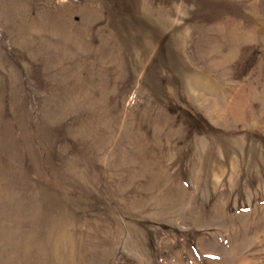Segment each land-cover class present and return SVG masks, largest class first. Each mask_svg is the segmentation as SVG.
<instances>
[{"label": "rangeland", "instance_id": "obj_1", "mask_svg": "<svg viewBox=\"0 0 264 264\" xmlns=\"http://www.w3.org/2000/svg\"><path fill=\"white\" fill-rule=\"evenodd\" d=\"M0 264H264V0H0Z\"/></svg>", "mask_w": 264, "mask_h": 264}]
</instances>
